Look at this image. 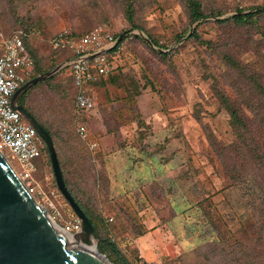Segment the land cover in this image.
Segmentation results:
<instances>
[{"label": "rangeland", "instance_id": "374dc122", "mask_svg": "<svg viewBox=\"0 0 264 264\" xmlns=\"http://www.w3.org/2000/svg\"><path fill=\"white\" fill-rule=\"evenodd\" d=\"M199 1L206 16L191 24L186 0H0V33L35 30L27 46L38 74L62 66L49 46L61 28L104 26L127 34L123 40L133 37L87 118L74 112L66 66L24 96L51 135L69 189L100 226L96 247L115 244L118 254L101 253L111 264L108 257L120 264H264L258 190L249 193L258 172L246 151L235 148L220 99L257 97L247 85L253 74L264 88V0ZM258 8L254 22L231 19ZM148 36L165 47L148 44ZM257 103L258 115L252 114L264 151V101ZM78 124L87 129L85 140ZM34 163L37 168L38 159ZM38 171L35 201L60 228L75 215L56 187L49 158ZM232 171L246 178L235 182Z\"/></svg>", "mask_w": 264, "mask_h": 264}, {"label": "built area", "instance_id": "2783aa9c", "mask_svg": "<svg viewBox=\"0 0 264 264\" xmlns=\"http://www.w3.org/2000/svg\"><path fill=\"white\" fill-rule=\"evenodd\" d=\"M70 32L69 28H61L53 35L51 47L73 53V57L63 64L76 88L74 109L76 115H80L93 110L97 95L92 84L116 68L114 59L121 50L118 49L113 55L108 54L119 41L104 26L94 28L77 40L70 38ZM33 72L34 59L26 50L22 33H0V153L7 160L5 150L19 162L21 172L10 166L34 198L39 193L33 187V174L37 169L34 161L42 157L46 147L36 130L15 109L17 101L12 103L15 92L31 80ZM77 133L81 139H86L84 124H78ZM80 227V221L75 216L60 228L72 236L80 231Z\"/></svg>", "mask_w": 264, "mask_h": 264}, {"label": "water", "instance_id": "95a60500", "mask_svg": "<svg viewBox=\"0 0 264 264\" xmlns=\"http://www.w3.org/2000/svg\"><path fill=\"white\" fill-rule=\"evenodd\" d=\"M124 35L119 36L118 41ZM148 44L152 45L149 40ZM63 66L64 64L61 67ZM61 67L28 81L15 92L12 103L25 90L51 77ZM15 109L36 130L48 151L56 187L80 221V231L71 236L72 241L81 243L80 247L69 244L67 234L55 228L46 209L27 192L0 153V264H111L97 250L100 231L90 223L88 216L66 187L51 137L24 106L17 105ZM92 245L94 250H89L87 247Z\"/></svg>", "mask_w": 264, "mask_h": 264}, {"label": "trees", "instance_id": "16d2710c", "mask_svg": "<svg viewBox=\"0 0 264 264\" xmlns=\"http://www.w3.org/2000/svg\"><path fill=\"white\" fill-rule=\"evenodd\" d=\"M186 3H187L188 10H189V22L191 24L194 22H197L200 19L205 18L206 15L203 14V12H202V6H201L202 4L199 0H186ZM131 9H130V11H131ZM238 12L239 13L234 15L231 19L233 20V22L235 24L242 25V24L247 23V22H250V23L254 22V17L261 14L262 10L260 8H258V11L252 12V13H247V14H240L241 13L240 10ZM209 15H211L210 17L215 16L214 13H211ZM219 15H221V14H219ZM96 27H98V26H95V27H93V28H91L85 32H78L77 30H72L69 28L71 30L70 38L77 40ZM134 28L142 31L139 27H134ZM34 31L35 30L32 31V29L25 27L24 30H16V31L11 32V33H17V32L22 33V40H23V43L26 47V50L34 59V72L31 76V79L37 78V77H39V75H44V74L50 72V70H48L46 72H41L40 74L35 73L36 58H35L34 53H32L27 46V42L29 41V39L37 37L34 35V33H36ZM11 33H9V34H11ZM112 35L115 39H117L120 36V35H115V34H112ZM52 37L49 40V46H50L52 52L55 53L57 55V57H60V60L63 64L64 62H66L67 60H69L73 57V53L69 50H62V49L54 50V49H52V47H51ZM134 37L138 38V36H134ZM193 37L197 38V35L192 34L190 36V38H193ZM181 38H182V36H179L177 39L180 41ZM128 39L132 40L133 37L128 38ZM128 39L127 40L122 39L121 41H119L117 43V45L112 49V51H110L108 54L113 55L118 49H120L121 53H122V50H124V45L128 43L127 42ZM148 39L154 47H158L160 49H163L165 47L164 45H162V46L159 45V42L150 36H148ZM157 54H160V53H157ZM116 58L114 59V62H117V61H115ZM225 60L228 63L230 61L232 62L231 58H229V57L226 58ZM119 65L120 64H118V67L115 68L108 76L100 77L96 82H94L92 84V87L96 92L97 99H98L97 91H98L99 86L105 84L106 82L113 81L115 72L120 68ZM243 68L244 67L241 64H240V67L238 66V70L240 71V73L245 76L247 69L245 68L246 70L243 71L242 70ZM68 78L70 80V83H71V86L73 89L72 101H73V109H74V98H75V94H76V88L74 87L72 79L70 77H68ZM43 81H45V80H43ZM40 82H42V81H40ZM257 82H258V79L256 78V75L253 74L252 76H250L248 78L247 85L252 83L253 84L252 88H254V86H255V89H253L255 91V95L258 98L261 97V100L264 101V88L261 85H259ZM38 83L39 82L35 83L30 88H28L27 90L24 91V93L22 94V97H21L22 98L21 99V105L26 108V110L36 119V121L40 124V126L51 137L49 131L44 127L43 124L40 123L37 116L30 110L29 107H27L25 105V99H24L25 94L31 88L35 87V85H37ZM221 96H222L220 98L221 103L224 106L227 114L229 115V125H230V127H231V129L235 135V148L240 146L241 149H244L246 151L245 154L248 157L250 156L251 163L254 165L255 170L258 172L257 175H253V178H252L253 183H252V186H249V187H251L249 193H250V196L251 195L253 196V194H255L254 192L256 190H258V201H259L258 218L259 219L261 218V221H264V151H261L259 146H258V122H257L258 120H256L255 116L252 114V113H255L256 115H258V103H257V105H255V107L252 105V101H255V100L257 101L258 98L257 97H250V99H249V97L248 98L243 97L242 101H240V102H232V101L230 102V100H228L226 96H224V95H221ZM247 99H249V100H247ZM96 105H97V101H96V104H95L93 110L95 109ZM93 110H91L88 113H83V114L76 115V116H79L80 118H87ZM245 110H247V112L250 113V115L246 114ZM262 110H264V108ZM74 112H75V109H74ZM256 118H258V116H256ZM260 145H262V143H260ZM48 158H49L48 151L46 148H44V152H43L42 157L38 158V165L41 167L44 164L45 160ZM253 165H252V167H253ZM39 166H37V171L40 169ZM230 177H231V180H233L235 182H241L243 179L246 178V176L244 174H241L239 172L236 173L233 171H232V174ZM64 181H65L66 187L68 188L69 192L72 194L73 198L76 200V202L79 204V206L85 212V214L88 216L90 223L93 224L94 226H96L99 230L100 229L99 224L93 220L89 211L83 205H81V203L76 199V197L73 195V193L69 189L68 184H67L65 179H64ZM107 249L110 250L111 252H113L114 254L119 253L115 244H113L112 242L100 241L98 243L97 250L99 253L105 254ZM108 258L114 264H120L117 260H114L111 257H108Z\"/></svg>", "mask_w": 264, "mask_h": 264}, {"label": "bare ground", "instance_id": "6f19581e", "mask_svg": "<svg viewBox=\"0 0 264 264\" xmlns=\"http://www.w3.org/2000/svg\"><path fill=\"white\" fill-rule=\"evenodd\" d=\"M53 225H54L55 228H57L58 230L62 231L61 228H59L58 226H56L54 223H53ZM67 237H68V239H69V244H70V245L75 246V247H80V243H81V242L78 241L79 244H78V243H74V242L72 241V238H71L70 235L67 234ZM87 248H88L89 250H94V247H93V246H91V247H87Z\"/></svg>", "mask_w": 264, "mask_h": 264}, {"label": "flooded vegetation", "instance_id": "af4514ba", "mask_svg": "<svg viewBox=\"0 0 264 264\" xmlns=\"http://www.w3.org/2000/svg\"><path fill=\"white\" fill-rule=\"evenodd\" d=\"M21 97H22V95L19 96L18 99H17V104H18V105H21V101H19V100L21 99Z\"/></svg>", "mask_w": 264, "mask_h": 264}]
</instances>
